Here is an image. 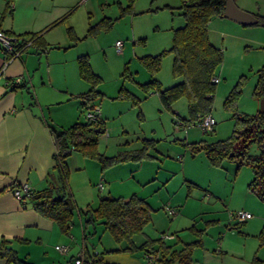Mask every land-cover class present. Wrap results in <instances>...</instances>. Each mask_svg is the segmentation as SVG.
<instances>
[{"label": "rangeland", "instance_id": "1", "mask_svg": "<svg viewBox=\"0 0 264 264\" xmlns=\"http://www.w3.org/2000/svg\"><path fill=\"white\" fill-rule=\"evenodd\" d=\"M233 1L253 15H264V0ZM128 5L129 10L122 14L121 7ZM74 11L66 26L73 24L76 36L67 43L73 46L69 48L62 43L67 50L66 59L60 58L64 53L61 50H52L49 56L52 87L43 89H47L52 103L40 107L43 116L60 122L51 121L54 128H67L74 122L85 121L90 108H98L105 129L98 136L97 147L107 156L139 148L143 139L153 141L148 147L151 156L127 159L107 167L97 158L78 153L81 169L69 176L76 206H95L98 195L123 198L136 195L150 205L151 221L143 232L133 235L135 244H140L147 236L173 234L172 240H165L175 243L176 248L195 239L201 240L202 244L192 252L191 264H264V243L260 239V232L264 230V197L248 188L253 176L250 166L239 165L235 158H225L219 166H214L203 150H194L191 145L202 139L212 142L230 136L235 119L224 102L237 84L236 113L255 114L260 109L264 95H257L254 90L259 77L264 75V27L240 24L217 15L208 22V38L220 49L222 61L216 69L219 81L211 108L216 124L214 130L204 132L196 121H188L187 127L176 129L175 119L188 116L185 98H179L167 109L157 92L144 91L140 86L152 78L157 79L162 88L180 80L172 74L170 52L161 56L160 68L154 75L139 58L158 54L171 46L173 29L184 24L181 0H82ZM103 17L111 19L107 27L89 34V27ZM117 40L122 43L120 50L116 47ZM81 54H87L90 67L98 76L94 83L98 93L89 100L80 96L68 100L65 92L83 93L91 88L90 82L77 76L76 56ZM36 75V79L42 76L47 83L43 66ZM121 88L137 97L138 104L131 98L119 97ZM72 112L74 117L70 116ZM249 153H258L255 143L250 145ZM104 172L113 176L114 191H99L97 182ZM74 183L78 184L79 192ZM185 199L188 202L183 211ZM166 204L175 206L178 213L169 216L164 209ZM244 205L250 207L253 217L245 222L231 218V212ZM95 229L96 234L88 238V244L92 241L99 255L103 252L113 261L121 260L122 264H146L144 251L124 250L129 243L116 242L101 223H96ZM220 240L224 241L222 247ZM112 260L106 264H115ZM97 261L98 258L95 264ZM153 264L175 263L155 260Z\"/></svg>", "mask_w": 264, "mask_h": 264}, {"label": "trees", "instance_id": "2", "mask_svg": "<svg viewBox=\"0 0 264 264\" xmlns=\"http://www.w3.org/2000/svg\"><path fill=\"white\" fill-rule=\"evenodd\" d=\"M224 5L225 0H181L184 24L173 29L171 46L158 54L139 58L151 75H154L160 68L161 56L166 52L172 54V74L180 80L172 86L162 88L160 82L152 78L148 82L140 83V86L144 91L157 92L162 105L167 109H170L179 98H185L188 116L178 118L184 124H188V121L192 123L196 121L198 114L211 113L216 88V82L212 81V77L216 75L222 55L220 49L210 42L207 25L211 17L222 14ZM129 7L130 5L121 7V13L128 11ZM254 16L256 17L254 24L264 27V15ZM110 22V18L103 17L95 26L89 27L88 33L94 34L97 30L107 27ZM69 34L73 39L74 36L70 31ZM17 35L24 40L31 38L32 43L37 40L35 34ZM77 66L79 76L91 83L88 91L79 93L77 96L84 100L92 99L98 93L94 89L98 76L92 71L87 54L77 56ZM16 86H20V83L14 84L13 87ZM238 92L237 84L224 102L225 107L233 111L235 119L230 136L212 142L202 139L191 145L194 150H203L208 162L214 166H219L225 158H235L239 165L243 163L249 165L253 176L248 183V188L257 196L264 197V110L259 109L255 114L236 113L234 102ZM254 93L264 95V75L259 77ZM118 96L131 98L134 104L139 102L137 97L124 88L119 90ZM103 121L99 115L96 122L85 119L83 122H74L67 128H54L49 125L55 147L53 154L55 163L51 168L53 179L45 188L35 191L31 189V192L23 195L22 200L28 197L33 208L39 214L53 220L64 233H68L74 214L79 212L83 219L85 236L87 227L95 228L96 223H101L116 242L129 243L124 250L131 252L141 250L144 253L148 251L158 255L156 260L191 264L193 250L202 244L200 239L186 242L179 249L174 247L175 243H167L161 237L147 236L140 244L134 243L133 235L143 232L145 225L151 221V207L144 198L136 195L129 198L98 195L95 206L90 204L83 208L76 206L68 189L67 158L71 153L77 152L86 157L97 158L103 167L127 159L136 160L151 156L148 153V147L153 142L151 139H143L142 145L136 149L123 150L109 156L100 153L97 145L98 136L104 131ZM98 127L100 130L95 131ZM252 143H255L258 148V153L254 155L249 153ZM191 229H194V226H191ZM260 239L261 243H264V230L260 232ZM15 241L17 239L0 238V257L5 259L4 264H34L18 255L14 246ZM90 257L91 255L84 256L85 264ZM99 261L98 258L96 264H100Z\"/></svg>", "mask_w": 264, "mask_h": 264}, {"label": "crops", "instance_id": "3", "mask_svg": "<svg viewBox=\"0 0 264 264\" xmlns=\"http://www.w3.org/2000/svg\"><path fill=\"white\" fill-rule=\"evenodd\" d=\"M81 1L0 0L1 30L12 34L28 33V36H37L34 43L7 63L4 61L9 55L0 52V238L17 239L14 246L18 255L34 264H73V258L79 251L88 257L96 248L92 241L88 244V238L92 239L96 229L90 230V227H87L85 236L83 219L79 212L74 214L68 233H64L53 220L39 214L28 197L19 200L12 193L13 188H19L23 183L29 185L33 191L40 190L53 179L51 168L55 163V147L49 125H52L51 121L60 122L56 118L47 120L40 107L52 103L48 100L47 89H43L46 86L52 87L49 56L52 50H61L64 53L60 58L63 59L67 52L66 47L73 46L72 43L67 44L72 41L69 31L76 36L73 24L66 26ZM62 43L68 46L64 47ZM75 63L78 72L77 62ZM42 66L45 68L47 83L42 76L36 79V72L40 71ZM73 72L72 67L71 74ZM77 76L82 79L79 73ZM16 77H20V86L13 87V79ZM79 93L82 92H65V99L69 100ZM73 114L74 112L70 113V116L74 117ZM100 117L102 118V115ZM103 124L105 129L104 121ZM79 163L78 153L73 152L68 156L69 176L81 169ZM111 177L113 176L110 173L105 172L104 176L102 174L100 177L97 183L103 184L102 191L115 190L114 184L113 187L111 185V181H114ZM68 182V189L72 190V187H69L70 177ZM74 187L79 192L77 183H74ZM22 194L25 195L24 192ZM248 194L253 197L251 193ZM250 200L252 201L251 198ZM187 202V199L183 201V211ZM241 209L250 212L248 206L244 205ZM252 217L253 215L250 218ZM223 242L219 241L220 247ZM60 246H65L66 250L61 251ZM98 258L100 264L112 260V257L105 256L103 252ZM4 263L5 259L0 257V264ZM113 263L122 264L121 260Z\"/></svg>", "mask_w": 264, "mask_h": 264}, {"label": "built area", "instance_id": "4", "mask_svg": "<svg viewBox=\"0 0 264 264\" xmlns=\"http://www.w3.org/2000/svg\"><path fill=\"white\" fill-rule=\"evenodd\" d=\"M30 44H32L31 38H26V40H24L21 36H18L17 34L8 33L0 29V52L7 53L9 55L8 58L4 61V63H7L10 59L17 57L20 54V52ZM121 44L122 43L119 40L116 41V47L118 50H120ZM212 81L217 83L219 81V77L217 75H214L212 77ZM19 82H20V77H16L13 79V84H17ZM174 114L175 116H177L178 112L175 111ZM98 117H99L98 108H93V109L90 108L85 115V118L92 122H96L98 120ZM215 124H216V120L211 113H207L204 115L198 114L196 125L202 131L204 132L212 131ZM187 126L188 124H184L183 122L178 120V118H176V123H175L176 129ZM97 186L98 189L102 191L103 184L100 182ZM22 192H24L25 194L31 192V188L29 187V185L23 183L19 188H15V189L13 188L12 190L13 195L19 200L23 199ZM164 209L169 216H174L178 213V209L170 204L164 205ZM231 215L239 222H243L252 216V214L249 211L244 209H238L235 212H231ZM173 237H174L173 234L161 235V238L163 239H172ZM59 249L61 251H65L66 247L60 246ZM157 256L148 251L145 252L146 264H153L154 261L157 259ZM98 257H99V252L96 249H93L91 257L88 259L87 264H95ZM167 258H169V256ZM73 264H85L84 255L82 251H79L76 254L73 260Z\"/></svg>", "mask_w": 264, "mask_h": 264}, {"label": "water", "instance_id": "5", "mask_svg": "<svg viewBox=\"0 0 264 264\" xmlns=\"http://www.w3.org/2000/svg\"><path fill=\"white\" fill-rule=\"evenodd\" d=\"M221 17L234 20L240 24L251 25L256 22V17L246 10L239 8L233 0H225V5ZM261 110H264V100L261 102ZM100 130L99 127L95 131Z\"/></svg>", "mask_w": 264, "mask_h": 264}]
</instances>
